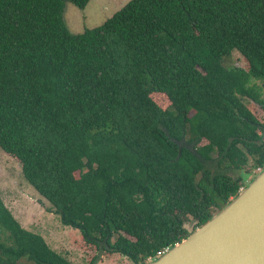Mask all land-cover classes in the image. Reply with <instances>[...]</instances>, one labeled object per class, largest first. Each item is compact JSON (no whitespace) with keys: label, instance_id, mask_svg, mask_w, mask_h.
Instances as JSON below:
<instances>
[{"label":"trees","instance_id":"1","mask_svg":"<svg viewBox=\"0 0 264 264\" xmlns=\"http://www.w3.org/2000/svg\"><path fill=\"white\" fill-rule=\"evenodd\" d=\"M90 1L0 0V149L86 245L148 264L264 170V0H130L70 33ZM0 264L71 263L0 197Z\"/></svg>","mask_w":264,"mask_h":264},{"label":"rangeland","instance_id":"2","mask_svg":"<svg viewBox=\"0 0 264 264\" xmlns=\"http://www.w3.org/2000/svg\"><path fill=\"white\" fill-rule=\"evenodd\" d=\"M129 1L91 0L84 10L66 2L63 20L70 33L81 34L85 30L101 26ZM225 64L247 69L246 62L236 51H233ZM153 98L162 109L169 108V103L164 96L157 95ZM244 103L253 115L264 123V112L248 99H244ZM208 167L214 173L224 172L235 179L242 176V172L218 170L214 163L208 164ZM258 174L259 172L255 170L253 178L255 179ZM249 184L250 181H246V185ZM0 197L22 228L40 235L53 251L66 258L71 264H89L96 256L99 257L96 264H133L129 259L117 253L107 255L93 246L86 245L78 230L63 226L50 204L25 181L18 161L1 149ZM193 227L192 221L186 224L189 231H192Z\"/></svg>","mask_w":264,"mask_h":264},{"label":"water","instance_id":"3","mask_svg":"<svg viewBox=\"0 0 264 264\" xmlns=\"http://www.w3.org/2000/svg\"><path fill=\"white\" fill-rule=\"evenodd\" d=\"M148 264H264V170L221 212Z\"/></svg>","mask_w":264,"mask_h":264},{"label":"built area","instance_id":"4","mask_svg":"<svg viewBox=\"0 0 264 264\" xmlns=\"http://www.w3.org/2000/svg\"><path fill=\"white\" fill-rule=\"evenodd\" d=\"M257 171L260 173V172H262L260 169H257ZM168 251V249H165L162 253H160L159 254V257L161 256V255H163L165 252H167Z\"/></svg>","mask_w":264,"mask_h":264}]
</instances>
